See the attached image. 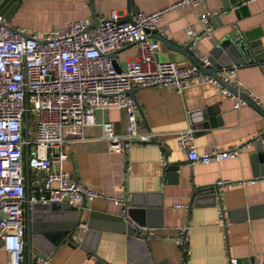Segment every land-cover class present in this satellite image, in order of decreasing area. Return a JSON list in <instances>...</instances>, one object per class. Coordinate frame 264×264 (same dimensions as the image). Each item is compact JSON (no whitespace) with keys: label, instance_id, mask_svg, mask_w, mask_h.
I'll use <instances>...</instances> for the list:
<instances>
[{"label":"crops","instance_id":"0c3cea01","mask_svg":"<svg viewBox=\"0 0 264 264\" xmlns=\"http://www.w3.org/2000/svg\"><path fill=\"white\" fill-rule=\"evenodd\" d=\"M14 1L16 6L8 19L9 24L39 32L60 28L71 20L90 15L107 17L115 13L123 19L130 8L134 13L166 8L158 21L157 31L182 46L186 45V26L191 24L200 29L198 16L205 11H216L209 19L212 36L196 40L193 56H208L215 43L238 28L252 30L264 51V0H241L239 4L244 3V10L238 15L232 7L222 11V0H202L194 7L180 0ZM158 40L156 59L171 60L178 65L192 62L190 55ZM134 54L133 45L121 47L115 55L118 65L124 67ZM245 63L237 66L233 76L241 79L252 95L261 98L264 106V68L256 62ZM134 96L139 128L155 131L154 142L133 146L122 155L110 150L100 125L66 126L62 135L68 157L63 168L73 179L103 195L118 197L124 204L131 201L156 208L149 218L148 228L152 233L146 238L149 258H143L139 248L128 242L127 233L118 228H103L97 235L83 238L86 226L80 224L76 230L80 239L73 241L68 235L50 251L47 264H228L231 256L239 257L240 264L252 260L264 264V161L256 151L257 139L264 137V115L250 103L237 108L218 86L207 82L190 85L181 93L169 86L136 87ZM201 110H205V114L208 112L204 127L195 121L202 115ZM209 114L212 123L207 120ZM101 115L112 123L115 132L123 131L125 115L122 109L96 111L97 120ZM187 127L194 129V143L200 150L210 145L225 148L253 139L237 157L190 163L176 141V132ZM160 152L165 154L166 163L178 165L176 171H165V166L159 162ZM23 172L25 175L24 166ZM38 174L39 171L29 168V195L40 182ZM256 175L263 179L238 183ZM217 179L232 181L220 193V200L227 209L225 226L217 223L213 199L201 197L198 205L188 206L192 183L215 185ZM84 201L83 221L91 211L114 214L122 211L123 204L105 197ZM176 203L186 207H176ZM23 207L25 216L26 202ZM179 235H183V243L178 242ZM35 254L33 252L31 257Z\"/></svg>","mask_w":264,"mask_h":264},{"label":"built area","instance_id":"2783aa9c","mask_svg":"<svg viewBox=\"0 0 264 264\" xmlns=\"http://www.w3.org/2000/svg\"><path fill=\"white\" fill-rule=\"evenodd\" d=\"M202 0H180L194 7ZM166 8L150 13L136 12L130 20L117 14L87 16L71 20L63 27L46 31H28L21 25H10L0 14V264H25V175L24 152L27 146L28 167L44 172V181L36 184L28 201H60L78 205L83 199L105 197L124 204L118 197L103 195L73 179L63 168L68 154L64 150L62 130L66 126L84 127L100 125L102 137L112 151L125 155L133 146L151 145L155 131L141 130L135 98L129 94L132 87L169 86L177 93L196 83H211L221 93L233 100L239 108L248 102L226 89L219 80L201 71L194 62L178 65L171 60L155 57L159 40L153 37L158 21ZM216 11H205L198 16L200 29L187 25L185 44L193 51L196 40L211 37L209 19ZM161 34L164 35L163 32ZM165 36V35H164ZM135 48L132 59L124 67L115 66V53L124 45ZM201 65L208 64L207 56H198ZM237 66L231 65L218 72L222 81L251 95L262 105L263 100L252 95L241 79L234 77ZM109 108L124 111V128L117 133L112 123L102 115L97 120L96 111ZM27 117L28 139L23 126ZM31 126V131H30ZM259 136L255 137L258 138ZM253 138L234 143L225 148L210 145L198 149L194 143V129L187 127L176 132L180 150L190 163H209L237 157L250 146ZM162 167L166 156L159 154ZM263 179L252 176L238 183L246 184ZM232 181H215V209L217 223L226 225L227 209L220 200V193ZM185 208V204L176 203ZM141 231L151 234L147 227ZM183 236V235H182ZM181 235L177 237L183 243ZM225 238V234H223ZM79 233L70 234L78 241ZM49 255L36 253L31 264H47ZM241 259L231 256L228 264H240ZM246 264H261L259 260Z\"/></svg>","mask_w":264,"mask_h":264},{"label":"water","instance_id":"95a60500","mask_svg":"<svg viewBox=\"0 0 264 264\" xmlns=\"http://www.w3.org/2000/svg\"><path fill=\"white\" fill-rule=\"evenodd\" d=\"M241 0H222V11H226L232 7L234 13L238 15L239 11L244 10V3L239 4ZM16 6L14 0H0V14L4 15L7 19H10L12 12ZM126 17L123 20H130L131 15L134 14L133 9L127 10ZM97 22L94 17L93 24ZM153 33L156 38L160 39L167 47L180 50L190 55L192 62L198 64L200 69L204 73L215 76L221 85L231 91L233 94L245 99L248 103L255 107V109L264 115V106L255 102L251 95L240 91L236 87L228 85L222 81L218 76L223 68L231 65L240 66V64H246V62H256L261 64L264 68V51L260 40L257 35H254L252 30L241 31L239 28L233 30L231 33L226 34L222 39L215 43L207 56L208 64L201 65L202 63L198 60V57L193 56V52L188 48L187 45L182 46L176 43L174 40L167 38L157 30ZM117 52V51H116ZM116 52L115 55H116ZM115 66L120 68L117 61ZM136 87H132L128 90L134 98V91ZM205 110H201L202 115L196 117L195 121H199L201 126H206L205 120L208 112L205 114ZM140 113V110H139ZM142 120L144 119L140 113ZM206 117V118H205ZM209 123H212L211 115L207 119ZM23 132L25 139H28V123L27 117L24 118ZM154 142V140H153ZM256 151L259 154L260 160L264 161V137L258 138L256 142ZM24 167H25V193H26V209H25V264L32 263L31 254L33 252L49 254L53 248L59 244L62 240H65L68 235L78 229L80 224H84L86 229L83 232V238L87 235H97L101 229H109L115 227L127 233V240L132 246L139 248V253L143 255V258L148 257V248L146 245L147 232L141 231L142 227H149V218L156 208L146 204H135L131 201L122 205L121 213H105L91 211L85 221L82 219L83 207L85 201L83 199L81 205H71L66 202L60 201H35L29 202V190L28 184V152L27 146H25L24 152ZM165 171H176L178 165L167 162L165 164ZM44 172L39 171L40 184L44 181ZM72 176V175H71ZM215 185L191 184V193L189 198L188 206L198 205V200L201 197L213 199L215 203V194L212 191ZM82 244V243H81ZM94 252V249H90ZM102 262V261H100Z\"/></svg>","mask_w":264,"mask_h":264},{"label":"rangeland","instance_id":"374dc122","mask_svg":"<svg viewBox=\"0 0 264 264\" xmlns=\"http://www.w3.org/2000/svg\"><path fill=\"white\" fill-rule=\"evenodd\" d=\"M30 131H31V126H30ZM23 161H24V157H23Z\"/></svg>","mask_w":264,"mask_h":264}]
</instances>
